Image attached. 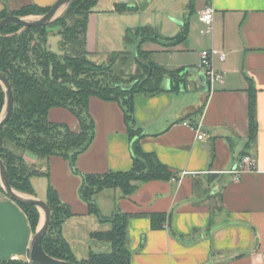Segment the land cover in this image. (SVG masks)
I'll return each mask as SVG.
<instances>
[{
    "label": "crops",
    "instance_id": "1",
    "mask_svg": "<svg viewBox=\"0 0 264 264\" xmlns=\"http://www.w3.org/2000/svg\"><path fill=\"white\" fill-rule=\"evenodd\" d=\"M57 1L0 0V14L27 5L52 7ZM110 1L114 12V5L125 0ZM144 1L127 0V5L143 6L139 3ZM180 1L171 5L170 13L180 14L186 5L197 18L195 23L179 22L175 32L166 38L179 35L188 24L187 39L196 38L198 27L206 39L195 40L197 48H192V55L183 45H163L172 60L186 51L179 59L182 64L165 66L171 71L187 70L179 90L168 89L165 80L164 91L158 94L134 95L135 121L145 134L140 140L142 149L154 153L180 181H151L130 196H123L119 189H107L96 195L95 201L103 214L97 198L105 194V202L112 206L111 215L117 208L130 215L131 264H264V0ZM208 6L214 8V23L212 30L203 35L206 27L198 16ZM150 7L157 12L166 9L161 1ZM98 25V11H94L87 39L91 54L96 53ZM212 48L224 51L227 57L224 61L214 59V68L224 74V83L211 88L197 65H189L199 62L201 52ZM248 79L256 88L259 126L257 141L251 145ZM89 108L96 124L95 138L89 149L78 156V170L85 174L131 170V141L120 104L92 97ZM49 119L80 131L78 119L67 109L53 108ZM191 126L206 133L203 140H198ZM245 155L256 159V170L235 179L231 172ZM25 158L41 171L48 170V184L70 205L74 216L64 223V236L65 228L78 220H94L78 195L81 179L73 174L66 160L57 156L38 159L29 153ZM154 214H166L164 228L152 227ZM98 227L100 231L110 229V225L100 222ZM89 232L90 237L94 231ZM93 241L95 252L109 249V245Z\"/></svg>",
    "mask_w": 264,
    "mask_h": 264
},
{
    "label": "trees",
    "instance_id": "2",
    "mask_svg": "<svg viewBox=\"0 0 264 264\" xmlns=\"http://www.w3.org/2000/svg\"><path fill=\"white\" fill-rule=\"evenodd\" d=\"M98 6V0H74L50 26L23 28L12 24L0 31V71L9 79L15 98V109L8 123L0 129V159L5 164L12 187L23 194L35 196L32 183L34 177L49 178V172L41 171L25 158L29 153L38 159L49 160L57 156L66 160L74 175L81 179L78 190L80 199L88 206L90 215L101 224L110 225L107 231H94L91 238L109 245L103 251H90L86 259L78 260L63 234L64 223L74 216L70 205L64 203L54 186L49 183L46 203L52 212L51 224L43 240L45 252L62 261L74 264H131L128 248V222L130 215L120 209L111 216H104L95 201L96 195L107 189H119L123 196L134 194L142 184L151 181H170L171 170L154 153L145 152L140 144L144 131L138 127L134 117V95H155L164 91L163 82L171 79V89L179 90L183 84L185 69L168 70L149 62V52L139 48L137 56L122 51L114 54L107 64L90 59L87 47L90 15ZM51 7L27 5L11 14L18 17L43 16ZM118 13L133 12L137 7L117 3ZM7 11L0 14V20ZM173 38H162L164 46H177L189 35V26ZM52 28H58L60 53L49 48ZM150 28L136 31L144 40L158 41V36H149ZM141 33H144L143 36ZM141 35V36H140ZM119 59L122 66L135 65L137 72L126 75L117 71ZM249 145L257 141L259 126L257 117L256 88L249 80ZM132 86L130 89L124 87ZM92 97L120 104L131 141L133 167L125 172L85 174L78 170L76 161L92 145L96 124L90 114ZM5 105V92L0 84V115ZM53 108L70 111L79 121L80 131H73L65 123H54L49 119ZM0 193L5 194L1 182ZM28 217L35 234L41 214L35 206L20 205ZM166 214L151 216L154 229L164 228ZM8 264H33L14 260Z\"/></svg>",
    "mask_w": 264,
    "mask_h": 264
},
{
    "label": "rangeland",
    "instance_id": "3",
    "mask_svg": "<svg viewBox=\"0 0 264 264\" xmlns=\"http://www.w3.org/2000/svg\"><path fill=\"white\" fill-rule=\"evenodd\" d=\"M159 1L162 2L163 6L166 8L164 11H154L152 10L151 4H156ZM181 3L180 0H157L156 2L150 3V0H145L144 3H139L143 6H137L138 10L133 12H127L128 14H121L116 11L111 12L110 0H100L95 11H98L99 19V34L96 41L95 50L96 53L90 56V59L99 64H107L111 57L119 52L126 51L131 56H137L139 54V48L141 50L149 52V62H154L159 66H168L182 64L181 59L183 55H186V51L178 54L174 60H172L169 54L163 51L164 41L162 38H166L168 34H173L176 27H178L179 22L184 23L185 21L193 20L195 23L196 14L190 12L184 5L185 11L177 15H172L168 10L171 5ZM120 4L121 1H118ZM189 0H187V3ZM146 6V9H145ZM181 7V6H180ZM65 9L58 15L62 16ZM89 26V24H88ZM150 28L149 36H158L159 40H144L140 43L139 36H136V31L142 28ZM52 32L49 37V48L53 52L60 53V36H58V28H52ZM201 28L195 29V39H187V41L179 45H183L186 50L189 51V55H192V48H197L195 40L206 39L201 35ZM142 36L144 33H141ZM178 35V34H177ZM176 35V36H177ZM141 36V35H140ZM190 41V42H189ZM186 43V44H185ZM190 46V47H188ZM199 62L190 63V67L198 66ZM168 68V67H167ZM117 71L122 70L126 75H134L137 72V67L133 64L122 66V61L119 59L116 66ZM47 179V178H46ZM44 178H34V188L36 190L37 196L42 199H46L48 179ZM46 188V189H45ZM108 195V194H107ZM109 197V196H108ZM7 196L0 193V201L7 200ZM101 204L102 212L106 216H111V204L106 201L105 194L97 198ZM94 220H76L77 222L71 226L65 228V236L70 240V244L73 246V251L78 260L86 259L89 255L90 250L95 251V243L91 236L89 237V231H100L99 221L95 217ZM82 221V222H81ZM79 223L78 225H76ZM73 225V226H72ZM102 230V229H101ZM19 260V259H17ZM25 262H30L28 257L21 258Z\"/></svg>",
    "mask_w": 264,
    "mask_h": 264
},
{
    "label": "water",
    "instance_id": "4",
    "mask_svg": "<svg viewBox=\"0 0 264 264\" xmlns=\"http://www.w3.org/2000/svg\"><path fill=\"white\" fill-rule=\"evenodd\" d=\"M73 1L58 0L47 14L35 19L14 16L11 11H8L7 16L0 20V31L12 24L20 25L23 28L50 26L58 18V13L63 9L66 10ZM121 3L127 4L128 2L125 0ZM201 76H204L206 81L205 75L202 74ZM0 84L5 92V105L0 115V129H2L13 115L15 98L9 79L1 71ZM167 87L171 89V79H167ZM124 88L130 89L132 86H125ZM0 182L8 198L5 201H0V264H8L25 257H28L33 264H74L55 259L45 252L43 240L51 224V209L46 201L14 189L5 164L1 159ZM20 205L35 206L39 210L41 219L35 234L32 232L28 217Z\"/></svg>",
    "mask_w": 264,
    "mask_h": 264
},
{
    "label": "built area",
    "instance_id": "5",
    "mask_svg": "<svg viewBox=\"0 0 264 264\" xmlns=\"http://www.w3.org/2000/svg\"><path fill=\"white\" fill-rule=\"evenodd\" d=\"M214 8L212 6L206 7L198 16V19L206 27L202 31L203 35H206L208 31H211L214 23ZM219 57L221 60H226L227 54L219 49L212 48L210 50H204L200 54V63L197 66L198 71L202 72L209 86L212 88L217 83H224V74L218 72L214 68V59ZM188 125V124H186ZM197 133L198 140H203L206 133L199 127L191 126ZM256 170V159L252 156L245 155L238 162L236 168L231 172L235 179L241 178L245 173L253 172ZM172 181H180L178 178H172Z\"/></svg>",
    "mask_w": 264,
    "mask_h": 264
},
{
    "label": "bare ground",
    "instance_id": "6",
    "mask_svg": "<svg viewBox=\"0 0 264 264\" xmlns=\"http://www.w3.org/2000/svg\"><path fill=\"white\" fill-rule=\"evenodd\" d=\"M62 12V10L58 13V15Z\"/></svg>",
    "mask_w": 264,
    "mask_h": 264
}]
</instances>
